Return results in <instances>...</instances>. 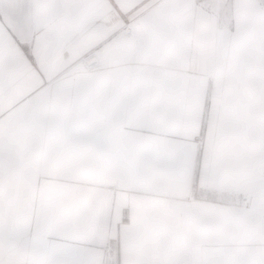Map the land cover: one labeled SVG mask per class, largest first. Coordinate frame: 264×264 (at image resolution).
<instances>
[{"label": "crops", "instance_id": "crops-1", "mask_svg": "<svg viewBox=\"0 0 264 264\" xmlns=\"http://www.w3.org/2000/svg\"><path fill=\"white\" fill-rule=\"evenodd\" d=\"M0 264H264V0H0Z\"/></svg>", "mask_w": 264, "mask_h": 264}, {"label": "rangeland", "instance_id": "rangeland-1", "mask_svg": "<svg viewBox=\"0 0 264 264\" xmlns=\"http://www.w3.org/2000/svg\"><path fill=\"white\" fill-rule=\"evenodd\" d=\"M136 41V35H129L126 33L119 34L99 49L92 58L96 59V63L101 59L103 64H119L120 62L122 63L126 61V63L123 64L129 66L133 64L136 66L137 63H142V61L146 59V55L142 54L140 51L138 52L136 49ZM199 141L200 144H202V135L200 136Z\"/></svg>", "mask_w": 264, "mask_h": 264}]
</instances>
